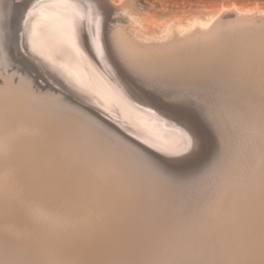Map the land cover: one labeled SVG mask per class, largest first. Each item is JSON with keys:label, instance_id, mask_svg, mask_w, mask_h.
Returning a JSON list of instances; mask_svg holds the SVG:
<instances>
[{"label": "bare ground", "instance_id": "bare-ground-1", "mask_svg": "<svg viewBox=\"0 0 264 264\" xmlns=\"http://www.w3.org/2000/svg\"><path fill=\"white\" fill-rule=\"evenodd\" d=\"M118 3L121 2L118 1ZM115 10H119V6L113 0H18L10 8L13 15L12 27L4 32L8 51L20 55L22 61L18 59L19 62L28 61L32 64V68L35 65L45 77L44 86L51 82L68 96L87 106L94 114L101 116L100 118L95 115L86 116L82 112L64 107L63 110L57 111L60 114L56 116L57 120L61 119V122L54 124L44 116L45 120L30 116L24 111L22 104H20L19 113L15 114L21 122L30 121L37 126H33L35 131L32 129L30 136L28 134L26 136L25 133L15 136L12 133L14 140L7 144L13 145L14 149L19 147L21 149L26 139L33 141L32 143L41 144L58 136L61 138L60 142L62 140L64 145L68 144L66 145L69 154L76 155L79 151L81 152L82 157H79V162H76L78 172L73 174L75 178L73 176L71 179L64 178L62 174L65 168L54 169V167L50 168L53 170L52 174L42 170L44 177L40 176L34 182L28 180L32 182L31 186L36 188H51V190L68 188L66 194L53 193L54 196L39 198V208L43 209L41 212H48L61 236L65 234L72 238L86 237L87 239L89 236L107 232L127 240V227L125 226V229L121 221L125 212L123 205V208H120L122 201L130 200L131 205L133 202L153 203L194 193V188L186 186L184 176H194L200 167L204 166V157L209 148L206 125L210 119L206 108L200 109L196 101L203 100L207 108L213 104V88L207 86L208 78L212 77L213 80V60L219 70L231 72L237 67H225L224 63L227 59L239 56L248 45V41H252L254 39L252 37L256 36L246 29L236 31L234 35L219 32L222 19L216 20L220 13L218 11L219 13L215 15L186 17L181 23L173 26L171 24L167 30L164 28L165 32L162 28L164 33L159 36L144 37L135 32L138 28L136 26L134 32L122 29L119 26L121 24L117 23L118 17ZM234 12L240 15L250 13L246 10L241 12L234 10ZM255 12L264 14V11ZM231 13L233 12H226V15ZM261 16H258L259 19ZM127 17L133 20L131 21L133 25L138 23L128 11ZM246 19L238 18L239 21H246ZM169 24L168 22V26ZM262 31L264 32V28ZM24 81L27 83L29 80L24 78ZM24 81L22 80V84L25 85ZM37 83L42 85L39 81ZM8 89L7 87L6 92H0V96L3 95L2 97L6 99H19L18 90L20 89L9 91ZM182 92L185 95H182ZM46 102L52 104L48 97ZM32 124H29V128ZM9 129L12 130V128ZM21 129L20 131L23 130ZM184 133L194 135L195 146L191 150L185 149ZM7 144L6 148L9 146ZM2 147L3 144L0 149H4ZM9 151L8 153H11L13 149ZM147 151L155 153L160 160L152 158ZM252 159L254 160V157ZM4 167L7 171L9 165ZM15 169L7 172L8 178L5 181L9 185L6 186L11 188H15L16 181L23 186L26 184ZM30 175L26 176L29 178ZM102 177H109L115 186L117 184L121 188H106L102 184ZM151 185L152 187L156 185L157 188H152ZM51 190L45 191L51 193ZM122 191H127L128 195L132 192V195L125 198ZM178 224L179 222L177 226ZM54 240L52 239L53 245ZM67 240L66 238V242ZM124 245H117L120 246V251L129 246ZM44 246L47 248V245Z\"/></svg>", "mask_w": 264, "mask_h": 264}, {"label": "rangeland", "instance_id": "rangeland-1", "mask_svg": "<svg viewBox=\"0 0 264 264\" xmlns=\"http://www.w3.org/2000/svg\"><path fill=\"white\" fill-rule=\"evenodd\" d=\"M16 1H0V92H6L7 87L8 91L20 89L18 90L19 99H6V97H2L3 95L0 96V144L3 142L6 151L0 149L2 153H5L4 155L0 153V171L3 172H0L2 173L0 181L3 178L0 182V264H69L70 262V264H264V32L262 31L264 14L255 12L264 11V0H124L123 2L122 0H113L119 6V10H115L118 25L121 24L119 26L122 29L132 30L131 32H134L136 26L138 28L135 32L144 37H147L146 35L159 36L171 24L172 26L179 24L186 17L215 15L218 11H220V13L218 12L220 15L218 14L216 20H223H221L219 32L234 35L236 31L246 29L256 34L252 37L254 38L252 41H248V45L239 56L227 59L224 63L225 67L233 66L237 67L236 69L231 72L219 70L213 60V80L212 77L207 79V86L213 88V104L207 108L203 100L196 101V105L200 109L206 108L210 119L206 125L209 148L204 157V166L200 167L194 176H184L186 186L194 188V193L174 196L173 199L153 203L136 204L132 201L131 205L130 200L122 201L120 208L124 206L125 212L121 221L123 227L125 229L127 227L128 241L126 238H119L115 234L112 236L107 232L98 234L100 238L96 234L87 237V239L86 237L84 239L72 238L65 234L61 236L62 234L54 226L55 223L53 219L51 220L48 212L45 211L47 214L42 213L43 209L39 208L40 196L47 198L49 195L66 194L68 188H64L65 190L60 188L61 191L59 188H57L58 190L36 188L31 186L32 182L43 176L42 170L52 174L53 170L50 168L54 167V169L56 167L65 168L63 177L71 179L73 174L78 172L76 162H79V157H82L80 151L76 155L69 154L68 144L64 145L62 140L60 142L61 138L57 135L50 141H43L41 144H35L26 139L21 145V149L20 147L14 149L13 145L7 144L12 142L14 135L25 133L27 136L37 126L30 121L21 122L18 116H15L21 110L20 104L30 116L39 117L40 120L48 119L54 124L61 122L60 118L59 121L57 120L56 116L60 115L57 111L67 107L64 105V101L55 97L51 92L49 87L51 82H48L47 86L43 85L45 77L34 64V68H32V64L28 61L19 62L22 61V57L7 49L4 32L12 27L13 15L10 8L15 5ZM120 4L123 6L121 7ZM222 9L224 10L222 11ZM234 10L238 12L246 10L251 14L240 15ZM127 11L129 15L137 19V24H132L133 20L127 17ZM229 11L233 13L226 15V12ZM120 13L121 15H119ZM235 13L236 17H234ZM258 16H261L260 19ZM242 17L247 18L246 21L238 20ZM24 78L31 83L27 81V84ZM22 80L25 85L22 84ZM37 80L42 85L37 83ZM182 95L185 93L182 92ZM47 97L52 104L46 102ZM37 104L38 106H36ZM29 124H32L30 128ZM22 125L24 126L22 127ZM79 131L81 130L79 129ZM49 143L52 145L51 147ZM6 144L9 145L7 148ZM43 145L45 146L43 147ZM11 148L13 152L8 153ZM5 157H8L7 160ZM14 164L20 170L19 168L15 169ZM8 165L6 171L4 166ZM46 168L48 169L45 170ZM11 169L13 171L15 169L18 176L20 174L19 177L22 176L21 180L26 183L24 186L16 181L15 188L8 187L9 185L5 181L8 178L7 172H11ZM214 170L216 171L214 172ZM26 175H30L29 178H31L29 179ZM73 177L75 178V176ZM102 182L106 188H121L117 184L115 186L109 177H102ZM155 186L151 185L152 188H157ZM45 190H51V193H47L48 191ZM127 193V191H122L125 198L132 195V192L130 195ZM159 225L160 227H158ZM46 237H51V241L49 238L45 239ZM52 239H55L54 245ZM49 241L50 244H48ZM118 244L129 246L126 245L127 247L120 251ZM44 245H47V248ZM108 246L110 248H107ZM113 249H116L115 254ZM46 251L50 252L44 253Z\"/></svg>", "mask_w": 264, "mask_h": 264}, {"label": "water", "instance_id": "water-1", "mask_svg": "<svg viewBox=\"0 0 264 264\" xmlns=\"http://www.w3.org/2000/svg\"><path fill=\"white\" fill-rule=\"evenodd\" d=\"M49 87L53 95L55 97H58L60 100L64 101V105H66L70 109L77 111V112H82L86 116L95 115V116H98L99 118L101 117L99 115L94 114L87 106L79 103L72 97L68 96L65 92H63L61 89H58L53 84L50 83ZM147 152L152 158L160 160V158L155 153H152L149 151Z\"/></svg>", "mask_w": 264, "mask_h": 264}, {"label": "snow or ice", "instance_id": "snow-or-ice-1", "mask_svg": "<svg viewBox=\"0 0 264 264\" xmlns=\"http://www.w3.org/2000/svg\"><path fill=\"white\" fill-rule=\"evenodd\" d=\"M184 145L186 150H191L195 146V138L194 135H188L184 133Z\"/></svg>", "mask_w": 264, "mask_h": 264}]
</instances>
